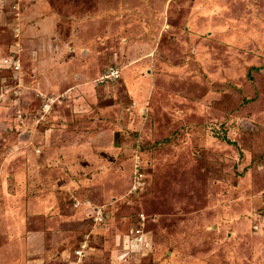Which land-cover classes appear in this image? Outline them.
<instances>
[{
	"label": "rangeland",
	"instance_id": "1",
	"mask_svg": "<svg viewBox=\"0 0 264 264\" xmlns=\"http://www.w3.org/2000/svg\"><path fill=\"white\" fill-rule=\"evenodd\" d=\"M11 55L0 258L264 264V0H0Z\"/></svg>",
	"mask_w": 264,
	"mask_h": 264
},
{
	"label": "crops",
	"instance_id": "2",
	"mask_svg": "<svg viewBox=\"0 0 264 264\" xmlns=\"http://www.w3.org/2000/svg\"><path fill=\"white\" fill-rule=\"evenodd\" d=\"M45 237H43V239H44ZM7 244H9L11 247H14V249H9V251H8V253L4 256V258L2 259V261L1 262H3V261H6L7 262V264H25V262L24 263H22L23 262V258H24V251H23V248L22 247H20L18 244L17 245H14V244H12V243H7ZM18 249H17V248ZM15 248L17 249V252H16V250H15ZM15 250V251H14ZM18 250H20L19 251V255H18V257L15 255V254H18ZM10 251H12V252H10ZM13 253V254H12ZM22 254H23V256H22ZM13 256V257H12ZM14 258V259H13ZM16 258V259H15ZM38 260H40V258H38ZM10 262V263H9ZM21 262V263H20ZM35 264H37V263H35Z\"/></svg>",
	"mask_w": 264,
	"mask_h": 264
},
{
	"label": "built area",
	"instance_id": "3",
	"mask_svg": "<svg viewBox=\"0 0 264 264\" xmlns=\"http://www.w3.org/2000/svg\"><path fill=\"white\" fill-rule=\"evenodd\" d=\"M0 67L18 69L20 67V58H18L17 55H11V56L5 57L1 60V66ZM143 219H144V216L142 214H140L138 221H142ZM78 252H82V251L77 250V253Z\"/></svg>",
	"mask_w": 264,
	"mask_h": 264
},
{
	"label": "bare ground",
	"instance_id": "4",
	"mask_svg": "<svg viewBox=\"0 0 264 264\" xmlns=\"http://www.w3.org/2000/svg\"><path fill=\"white\" fill-rule=\"evenodd\" d=\"M191 183V182H190ZM185 184V183H184ZM191 185H193V184H191ZM188 186V185H187ZM190 186V185H189ZM181 188H182V185H181ZM179 189V188H178ZM177 189V190H178ZM179 193V192H178ZM4 198V197H3ZM149 212V211H148ZM11 219V218H10ZM12 221H10L9 223H11ZM7 228H8V226H7ZM15 229V228H14ZM21 246V245H20ZM17 248V247H16ZM15 248V250H16V252H17V249ZM9 249L11 250V249H14V247H11V246H9V247H6L4 250H3V252H2V255H1V258H0V264H2V259L4 258V256L8 253V251H9ZM14 250V251H15ZM19 251L20 250H18V254H15L17 257H18V255H19ZM10 252H12V251H10ZM13 254V253H12ZM13 257V256H12ZM14 259V258H13ZM16 259V258H15ZM5 263V262H4ZM10 263V262H9ZM21 263V262H20Z\"/></svg>",
	"mask_w": 264,
	"mask_h": 264
},
{
	"label": "clouds",
	"instance_id": "5",
	"mask_svg": "<svg viewBox=\"0 0 264 264\" xmlns=\"http://www.w3.org/2000/svg\"><path fill=\"white\" fill-rule=\"evenodd\" d=\"M140 215V214H139ZM139 217V216H138ZM145 218V217H144Z\"/></svg>",
	"mask_w": 264,
	"mask_h": 264
}]
</instances>
